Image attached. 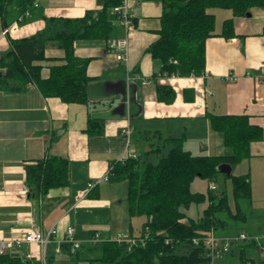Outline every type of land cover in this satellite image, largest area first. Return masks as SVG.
Wrapping results in <instances>:
<instances>
[{
    "label": "crops",
    "instance_id": "0c3cea01",
    "mask_svg": "<svg viewBox=\"0 0 264 264\" xmlns=\"http://www.w3.org/2000/svg\"><path fill=\"white\" fill-rule=\"evenodd\" d=\"M127 3L135 17L128 61L117 60L108 39L75 42V53L91 58L88 103L46 97L35 83L18 92L0 89V239L20 237L29 230L57 228L46 253L37 244L24 243L8 250L14 254H32V259L46 264H94L97 261L91 259L93 256L82 253L85 245H90L91 236L100 233L103 239H111L124 233L137 237L146 221L144 215L130 216L127 180L103 178L106 173L110 176L113 163L147 151V138L156 134L165 138L185 134L184 147L193 154H231L223 134L212 128L209 112L247 114L253 124L264 129V7L252 8L250 16L234 15L228 8H209L216 22L214 35L207 40L204 75L156 76L160 64L147 48L159 37L162 3ZM100 8L99 0H39L33 15L20 22L16 31L0 33V55L9 48L10 38L27 37L44 29L48 17H82ZM226 19H233L235 36L230 38L221 34ZM8 20L10 24L15 22L16 13ZM115 25L114 37L123 35L122 25ZM3 27L0 21V29ZM64 54L63 49L48 44L49 59L41 61L44 77H48L51 65L63 62ZM229 75L236 79L229 80ZM158 84L174 88L176 98L172 103L158 100ZM91 117L104 119L102 133L87 132ZM133 138L143 143L141 149L131 146ZM150 142L161 143L162 139L156 135ZM169 148L167 144L163 151ZM45 156L69 160V185L53 188L40 197L30 196L26 165ZM232 172L249 173L252 184H264V137L251 143V157L232 167ZM100 178L95 187L89 188L90 182ZM249 206L246 221L231 222L224 228L226 232L216 234L244 231L264 235V212H255L253 198ZM138 217L141 220L135 221ZM68 226L75 227V238L82 242L79 254L70 244L59 242ZM244 254L255 264H264L257 247H246ZM241 260V248L235 244L215 264H242Z\"/></svg>",
    "mask_w": 264,
    "mask_h": 264
},
{
    "label": "trees",
    "instance_id": "16d2710c",
    "mask_svg": "<svg viewBox=\"0 0 264 264\" xmlns=\"http://www.w3.org/2000/svg\"><path fill=\"white\" fill-rule=\"evenodd\" d=\"M37 0H0V21L10 25L8 17L14 12L17 19L27 11L38 8ZM101 8L87 11L82 17H48L44 29L22 38H10V46L0 55V89L9 92L23 91L35 83L46 97H58L71 103H88L89 57L75 53L79 39H109L114 37L115 22L120 15L114 11L124 0H99ZM162 3L159 37L147 51L159 62L156 76H203L207 64V40L214 35L216 17L209 8H228L234 15L245 16L254 7H264V0H159ZM27 17L23 18V22ZM16 21V20H15ZM226 38L235 36L233 19L223 22ZM64 50L63 62L50 66L48 77L42 74L41 61L48 44ZM159 101L172 103L176 98L174 88L168 84L157 85ZM214 130L223 134L224 143L232 148L228 155L193 154L185 149V136L165 138L161 143L150 142L149 149L139 155L126 157L113 163L110 179L128 182L130 216L144 215L146 221L136 244L129 248L127 242L105 239L85 245L89 250L99 249L92 260L105 264H206L210 257L202 240L207 232L216 234L231 222L246 221L252 204V183L249 173L230 175L234 207L227 193L217 196L209 189V204L199 219L187 216L185 209L200 203L205 194L193 191L196 177L215 182L218 166L226 163L234 167L251 157V143L262 140L264 129L253 124L247 114L207 113ZM89 134L104 131V119L91 117L87 123ZM169 144L167 152L163 148ZM158 155L154 162L150 155ZM26 181L30 196L46 195L51 189L69 185V160L59 156H45L26 165ZM215 184V183H214ZM244 232V231H242ZM240 233V232H239ZM251 234V233H250ZM217 235V234H216ZM259 235V234H258ZM67 244V243H64ZM242 264H255L244 254L246 247L258 248L255 241H241ZM81 249V248H80ZM259 250V248H258ZM73 252V251H72ZM79 254L78 250H75ZM264 260V259H263ZM0 264H43L10 251L0 254Z\"/></svg>",
    "mask_w": 264,
    "mask_h": 264
},
{
    "label": "built area",
    "instance_id": "2783aa9c",
    "mask_svg": "<svg viewBox=\"0 0 264 264\" xmlns=\"http://www.w3.org/2000/svg\"><path fill=\"white\" fill-rule=\"evenodd\" d=\"M35 6H39V0L35 2ZM114 11L118 12L120 15L119 23L122 25L124 29V33L121 36L111 37L108 39V45L111 50L115 53L117 60L119 61H128V53H129V34L130 30L134 25L135 17L134 14L130 12L129 5L127 0H124L123 3L119 6L114 7ZM31 13L27 11L24 15H21L15 22L10 24L7 27H3L0 29V33L3 35H7L13 31H16L19 27L20 21L30 16ZM229 80L236 79L235 76L229 75ZM144 84H148L149 80H143ZM127 136L130 135V130L126 131ZM124 159V158H123ZM109 173H106L103 178L109 179ZM101 180H95L89 183V188H93L97 185V183ZM211 189H216V185L214 183L211 184ZM57 233V228L52 227L46 231L43 230H29L23 236L15 237V238H3L0 239V254L5 253L10 248L20 247L24 243L28 244H37L41 246L44 253L48 246L53 242L54 236ZM117 242H127L129 244V248L136 244L138 241V237L128 236L124 233H119L116 237L112 238ZM101 240H105L101 237L100 233H95L88 240V243H97ZM202 240L204 246L207 249V254L210 257V264H215V260L222 256L223 254L229 252L233 245L238 244L241 241H255L258 245L260 255L262 259H264V235L258 234H250L247 232H240L234 235H223L219 236L214 234L213 232H207L201 238L195 237L193 239L194 243H199ZM61 243H68L72 246L74 250L80 249L82 247V242L79 239L75 238V227L68 226L65 237L60 240ZM27 258H31L32 254H28ZM46 264V262H43Z\"/></svg>",
    "mask_w": 264,
    "mask_h": 264
},
{
    "label": "rangeland",
    "instance_id": "374dc122",
    "mask_svg": "<svg viewBox=\"0 0 264 264\" xmlns=\"http://www.w3.org/2000/svg\"><path fill=\"white\" fill-rule=\"evenodd\" d=\"M182 136H185V139H186L185 134H183ZM131 146L133 148H135L137 146L138 148L141 149L143 146V143L141 141H137V139L133 138ZM150 159H152L154 162H156L158 160V157L156 154H152ZM237 172L238 171H236V173ZM233 174H234V172H233ZM214 183L216 185V189L213 190V193L216 194L217 196H220L223 193H227L229 196L231 205L234 207V199H233V195H232V180L230 178L226 177L223 173H218ZM210 186H211V181L207 178L196 177L193 180V184H191L192 189L194 191L204 193L205 199L200 203H192L189 206V208L185 209V212L187 213V216L189 218L199 219V217L202 216L205 208L209 204V195L208 194H209ZM252 187H253L252 198H253L254 210H255V212L263 213L264 212V184H252ZM139 220H141V217H138L135 219V221H139ZM239 225H242V223H240ZM218 232L224 233V232H226V229L224 230L223 228H219ZM228 235H234V234H228ZM48 247H50V245ZM82 253L85 255L94 257L99 253V249L91 251V250H89L88 247L85 246V248H83V250H82ZM81 264H85V262L82 261ZM94 264H105V263L97 261Z\"/></svg>",
    "mask_w": 264,
    "mask_h": 264
},
{
    "label": "water",
    "instance_id": "95a60500",
    "mask_svg": "<svg viewBox=\"0 0 264 264\" xmlns=\"http://www.w3.org/2000/svg\"><path fill=\"white\" fill-rule=\"evenodd\" d=\"M248 16L251 15L250 12L247 13ZM218 171L230 175L232 173V166L226 163H223L218 166Z\"/></svg>",
    "mask_w": 264,
    "mask_h": 264
}]
</instances>
